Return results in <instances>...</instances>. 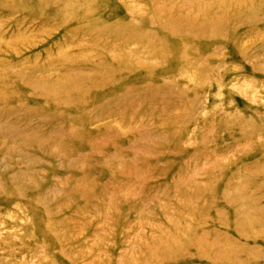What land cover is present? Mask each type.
<instances>
[{
  "label": "rangeland",
  "instance_id": "rangeland-1",
  "mask_svg": "<svg viewBox=\"0 0 264 264\" xmlns=\"http://www.w3.org/2000/svg\"><path fill=\"white\" fill-rule=\"evenodd\" d=\"M0 264H264V0H0Z\"/></svg>",
  "mask_w": 264,
  "mask_h": 264
}]
</instances>
